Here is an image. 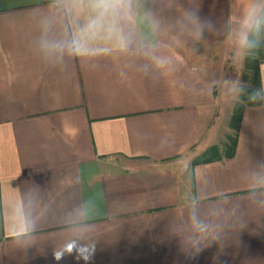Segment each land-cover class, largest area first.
<instances>
[{"label": "crops", "instance_id": "crops-1", "mask_svg": "<svg viewBox=\"0 0 264 264\" xmlns=\"http://www.w3.org/2000/svg\"><path fill=\"white\" fill-rule=\"evenodd\" d=\"M263 9L0 0V264H264Z\"/></svg>", "mask_w": 264, "mask_h": 264}, {"label": "trees", "instance_id": "trees-1", "mask_svg": "<svg viewBox=\"0 0 264 264\" xmlns=\"http://www.w3.org/2000/svg\"><path fill=\"white\" fill-rule=\"evenodd\" d=\"M255 26L252 28L248 35L246 44V54L244 58V73L249 72L252 75L253 88L246 90L241 95V100L237 102L233 108L231 115L230 126L235 130L238 129L241 115L246 104H253L260 101V63L264 60V50L262 45L258 43L255 35ZM253 93L258 95L253 98ZM234 136L231 137V143L234 144ZM216 155V147L209 148L200 160L207 161Z\"/></svg>", "mask_w": 264, "mask_h": 264}, {"label": "clouds", "instance_id": "clouds-1", "mask_svg": "<svg viewBox=\"0 0 264 264\" xmlns=\"http://www.w3.org/2000/svg\"><path fill=\"white\" fill-rule=\"evenodd\" d=\"M97 2L104 6L107 3H109V0H97ZM73 49L75 50V41H73ZM258 95V93H253V98ZM67 252L68 254H72L73 252L76 253L77 257L82 259L85 264H89V261L91 260L92 256L95 252V246H92L91 249L82 246V245H76L75 243L66 245L64 251L61 252H54V256L57 260L62 259L64 253Z\"/></svg>", "mask_w": 264, "mask_h": 264}, {"label": "rangeland", "instance_id": "rangeland-1", "mask_svg": "<svg viewBox=\"0 0 264 264\" xmlns=\"http://www.w3.org/2000/svg\"><path fill=\"white\" fill-rule=\"evenodd\" d=\"M254 31H255L256 39H257L259 45L261 44L263 47V50H264V9H263L261 16L259 17V19L257 20V22L255 24V30ZM251 87L253 88L252 75L249 72H246V74L243 75V79H242L241 95L244 94L246 92V90L251 88ZM240 99H241V97H240ZM234 132H235V129L232 128L231 133H234Z\"/></svg>", "mask_w": 264, "mask_h": 264}]
</instances>
